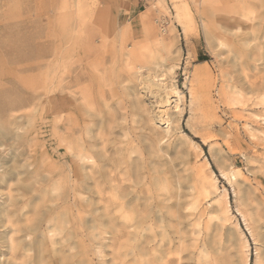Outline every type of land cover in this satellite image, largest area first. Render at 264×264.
Returning a JSON list of instances; mask_svg holds the SVG:
<instances>
[{
  "label": "rangeland",
  "instance_id": "obj_1",
  "mask_svg": "<svg viewBox=\"0 0 264 264\" xmlns=\"http://www.w3.org/2000/svg\"><path fill=\"white\" fill-rule=\"evenodd\" d=\"M51 5L55 12H47ZM263 35L264 0H0V264H59L68 246L84 249L83 264H135V246L145 249L148 231L139 229L137 240L132 228L116 233L123 219L111 214L103 227L84 224L50 244L49 188L87 126L100 213L114 194L109 172L119 178L118 154L154 152L159 176L191 190L181 209L183 264H264ZM139 63L151 69L131 75ZM112 72L120 83L110 93ZM89 82L86 113L80 91ZM131 182L142 186L141 174Z\"/></svg>",
  "mask_w": 264,
  "mask_h": 264
},
{
  "label": "bare ground",
  "instance_id": "obj_2",
  "mask_svg": "<svg viewBox=\"0 0 264 264\" xmlns=\"http://www.w3.org/2000/svg\"><path fill=\"white\" fill-rule=\"evenodd\" d=\"M47 12H55L54 6L51 5ZM64 15L65 20H67V13L65 12ZM263 38L264 35L263 37L260 36L258 38V43L261 46L264 45ZM252 40H257L256 36L252 39L247 38L246 43H249ZM165 43L166 42L164 40H160L159 42V44L163 47H166ZM54 48L55 54L58 58L61 48V40L59 38L55 39ZM93 62L94 60L92 61V63ZM134 67L136 68V70L130 71L131 75L133 76L134 73H139L141 69L148 68L146 65H142L140 63L136 64ZM131 68L133 69V67ZM90 72L93 73V71ZM152 72H155V70H153ZM157 74L158 73H156L155 75ZM161 74L162 73H160V75ZM59 75L60 72L58 71L55 75L56 81L54 84L57 89L61 88ZM155 75L153 76L154 78L156 77ZM160 75L157 76V79H159ZM118 77L119 76L114 72H112V74H109L108 81L111 85L109 86L108 84V90L110 93H113L115 90L112 87L113 84H115V82L118 84L120 83L118 81ZM197 78L198 77H196L195 79L197 80ZM128 80H130V78ZM160 80L161 77L159 81ZM87 84L88 86H86L84 89H81L80 91L83 104L86 107V113L88 112L90 103L93 102L92 98L94 97L93 82H89ZM175 88L174 86H172L170 89L178 95V90L176 89V91ZM76 132L77 131L74 130V133ZM15 136H19V131H16ZM85 136L91 137L90 127L88 126L82 130V133L80 135L76 136L73 142H71V146H69V156L71 158V164L60 166V169L55 172V175L56 177L62 178L54 179V182L52 181L51 183L52 186H50L49 188L50 200L52 201L53 205H51L52 207H49V213L52 215L48 216L49 225L47 227L49 228L50 232H48V234H45L48 236L50 244H60V240L62 239V237L53 239V235L63 234L66 235L67 238V235L72 233L71 230H73L75 227L77 228L83 226L84 224H87V227L91 230H96L97 227H103L105 226L103 218L105 216L108 217L109 214H111L114 219H123V223H121L120 229L115 228L116 233L118 231L123 232L122 227L132 228L133 231H127V233L131 234L134 240L138 239L137 236L139 229L145 231L147 230L149 233H147L148 237L145 249L142 250L141 248H137L136 246L134 248L136 250L135 252H137V257L132 258L135 264H183L182 244L186 242H184L183 240L186 230L184 231V223L182 221V218L184 217L181 213V209L186 205L183 199L186 196H189L191 190H188V193H184L182 189V182L181 180H178V178H175V183H173L172 185L171 183H168L167 178H165L164 175L162 177L159 176L161 169H157V165H159L160 162L159 164L154 162V152H148L147 154H144L139 150L135 151L130 149L131 152H136V157H131L125 151L118 154L115 165L118 170L119 178L117 177L116 180L114 176H112L109 172L107 188L114 192V194H112V197L109 200V205L107 204L108 206L104 207L103 213H100V207L97 205V202L93 203V196H91V193H95L98 198H101V193L99 189L92 190V186L89 181L91 179V176L89 174L88 168H92L94 163L91 162L90 150L87 147L90 144L86 143L87 139H85ZM138 166H140L141 170H137ZM137 172L141 174L143 182V185L138 188L135 187V184L131 182L132 177L138 174ZM94 187H97L96 181H94ZM187 187L193 189L192 185H188ZM212 187L213 186H208L205 182L201 183V188L204 193H212ZM192 199L193 200L189 201V204L195 205L197 198H195V196H192ZM57 200H60L62 202H55ZM138 205H140L141 207L139 208L141 209V212H138V209L136 208L138 207ZM194 208L195 207H193V209ZM93 214L94 216H92L91 218L94 220V222L89 225L87 218L88 216H91ZM114 214L118 215L114 216ZM13 215L14 214L11 210H9L8 212L6 211V217L8 219H11ZM111 217L108 218L112 220ZM71 218L73 219L71 220ZM122 219L120 220L121 222ZM14 231L15 229H13L12 235L10 234L8 236L10 249L14 248ZM145 234L143 233L144 236ZM93 236L96 237L99 236V234L94 232ZM29 237L30 236L28 234H25L24 236L25 240H30ZM140 240H142V237ZM30 246L31 241L23 245L26 257L31 251ZM55 248L56 247L54 246L50 249L51 253H54L56 251ZM68 248L69 249L67 250V253H64V255L62 256V261L59 264H83L84 257H79V253H84V249H81L79 247V251H72L71 246H68ZM134 249H132L131 252H133ZM202 249L205 250L204 246ZM39 253L40 251H38V258H42V252L40 255ZM49 256V259L53 258L52 254ZM67 259H69L70 262H68ZM46 264H53V262H47Z\"/></svg>",
  "mask_w": 264,
  "mask_h": 264
},
{
  "label": "crops",
  "instance_id": "obj_3",
  "mask_svg": "<svg viewBox=\"0 0 264 264\" xmlns=\"http://www.w3.org/2000/svg\"><path fill=\"white\" fill-rule=\"evenodd\" d=\"M119 3H120L119 4L120 8L124 9V11H127V10H129L131 8V4L130 3L127 4L124 1H121Z\"/></svg>",
  "mask_w": 264,
  "mask_h": 264
}]
</instances>
